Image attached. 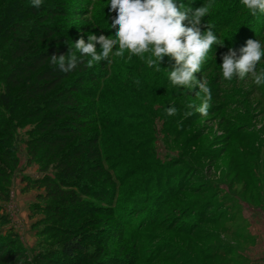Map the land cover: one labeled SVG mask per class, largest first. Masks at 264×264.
I'll return each mask as SVG.
<instances>
[{
    "label": "rangeland",
    "instance_id": "374dc122",
    "mask_svg": "<svg viewBox=\"0 0 264 264\" xmlns=\"http://www.w3.org/2000/svg\"><path fill=\"white\" fill-rule=\"evenodd\" d=\"M66 1L68 17L76 25L94 3ZM71 10L78 13L75 20ZM257 30L260 25L238 41L227 38L225 45L240 48L247 39L264 42V31L256 36ZM228 47L219 52L221 56ZM210 59L209 51L204 63ZM172 67L163 70L158 98L124 93L122 112L137 118L127 120L133 126L121 130L126 144L120 150L105 148L112 155L104 164L106 175L119 181L110 187L113 200L83 198V203L92 205L67 224L96 237L92 247L108 246L110 264L125 263L135 249L146 264H264V85H255L249 77L222 78L217 84L212 82L217 72L202 70L195 76L208 82L211 99L207 115H201L188 105L198 106L203 93L172 86L167 79ZM144 86L148 92L153 87ZM169 104L177 108L173 116L166 113ZM189 110L193 114L185 115ZM31 126L29 119L0 106V141H4L0 149L17 158L15 167L4 169L8 200H0V243L4 252L24 253L22 262L0 264H41L35 257L52 243L48 238L52 232L39 233L63 217L42 211L46 200L38 195L44 188L25 179L43 176L27 159L24 141ZM137 168L142 170L131 172ZM0 184L3 188L1 177Z\"/></svg>",
    "mask_w": 264,
    "mask_h": 264
},
{
    "label": "trees",
    "instance_id": "16d2710c",
    "mask_svg": "<svg viewBox=\"0 0 264 264\" xmlns=\"http://www.w3.org/2000/svg\"><path fill=\"white\" fill-rule=\"evenodd\" d=\"M66 2L43 0L36 9L30 0L29 3L0 0V106L9 114L16 113L32 122L29 137L24 141L27 159L37 164L43 176L25 179L30 185L44 188L38 195L46 200L42 211L63 215L58 225L40 231L39 234L52 232L48 237L52 243L39 252L35 260L41 264H110L107 263L110 260L108 246L92 247L96 237L81 233L67 223L82 217L92 205L83 203V198L113 200L110 187L119 181L112 182L106 175L104 164L112 160V155L106 154L105 148L120 150L122 144H126L121 130L133 126L132 121L127 120L137 118L134 113L126 116L122 112L124 93L130 91L140 97L158 98L161 91L156 87L163 83V70L167 65L173 66L174 61L165 55L158 70L148 65V53L141 59L134 55L129 57L125 52L119 57L110 54L106 61L94 63L92 67L86 65L87 57H81L72 72H61L49 62V57L65 54L66 42L74 43L81 37L86 42L89 33L111 36L115 30L109 27L115 12H109L107 4L93 0L94 3L89 4L92 9L83 11L85 17L76 25L68 17L70 9ZM183 4L188 5L189 0H184ZM202 4H209L210 12L202 18L201 30L206 24L210 25L223 40V46H213L212 59L204 63L201 71L217 72L212 82L218 84L223 78L219 74V52L228 47L226 39L236 37L238 41L252 33L257 25L260 30L255 33L259 35L264 31V14L250 15L241 0H193L190 6L195 8ZM75 11L70 12L74 20L78 14ZM230 47L239 49L237 45ZM96 48L99 49V44ZM128 75L131 81L126 80ZM146 84L153 85L150 92ZM0 158L4 161L0 163V177L4 181L3 188L0 184V200L7 201L8 178L4 169L15 167L17 158L9 156L5 149H0ZM69 216L71 219L67 220ZM138 250L135 249L132 258L125 263L118 260L115 264H146ZM20 258H24L23 251L4 252L0 243L1 263L22 262Z\"/></svg>",
    "mask_w": 264,
    "mask_h": 264
},
{
    "label": "clouds",
    "instance_id": "9594fccd",
    "mask_svg": "<svg viewBox=\"0 0 264 264\" xmlns=\"http://www.w3.org/2000/svg\"><path fill=\"white\" fill-rule=\"evenodd\" d=\"M192 2L189 0L185 5L180 0H104L108 11L115 12L109 25L115 29L112 35L89 33L86 42L83 37L74 43L66 42L68 51L51 55L49 62L61 72L69 73L77 67L81 57H87L86 65L92 67L94 63L106 61L110 54L119 57L127 52L129 57L145 59L148 53V65L159 70L160 61L168 55L174 61L172 69L167 70L169 83L176 89L196 88V93H203L201 103L198 106L190 104L188 108L207 115L211 91L208 82L201 77L197 79L194 73L201 72L213 45L223 46V40L205 21L206 27L201 30L202 18L209 14L210 5L193 8ZM30 3L39 9L43 0H30ZM241 4L250 15L264 14V0H241ZM262 58L264 42L259 39H247L239 49L229 47L221 56L222 77L226 81L249 77L255 85H264V67L258 69ZM192 110L186 111L185 115L191 116ZM176 112L174 105L166 107L169 116Z\"/></svg>",
    "mask_w": 264,
    "mask_h": 264
}]
</instances>
